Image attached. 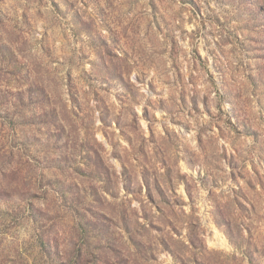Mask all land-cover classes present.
Masks as SVG:
<instances>
[{"label":"rangeland","instance_id":"1","mask_svg":"<svg viewBox=\"0 0 264 264\" xmlns=\"http://www.w3.org/2000/svg\"><path fill=\"white\" fill-rule=\"evenodd\" d=\"M0 264H264V0H0Z\"/></svg>","mask_w":264,"mask_h":264}]
</instances>
